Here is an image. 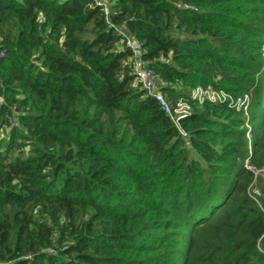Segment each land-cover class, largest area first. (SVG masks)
<instances>
[{"label":"trees","instance_id":"1","mask_svg":"<svg viewBox=\"0 0 264 264\" xmlns=\"http://www.w3.org/2000/svg\"><path fill=\"white\" fill-rule=\"evenodd\" d=\"M109 1L0 0V264H264V0Z\"/></svg>","mask_w":264,"mask_h":264},{"label":"built area","instance_id":"2","mask_svg":"<svg viewBox=\"0 0 264 264\" xmlns=\"http://www.w3.org/2000/svg\"><path fill=\"white\" fill-rule=\"evenodd\" d=\"M92 1L96 6H99L102 9L105 19L108 20L111 12L108 2L106 0ZM126 46L131 51V74L134 76L135 82L145 91L147 95L152 97L158 103L160 108L168 115L174 126L182 135L185 136L186 134L181 128L180 121L191 114L192 102H196L198 104L205 102L220 103L225 102L227 97L230 100L232 99L231 96L224 90L217 89L213 85H207L205 87L198 86L191 89L187 95V100L178 99L175 102H170L160 89V83L158 82L156 75L149 67H147L146 61L143 58V48L141 47V44L132 38H128L126 40ZM2 54L3 52L0 53V56H2ZM248 193L260 206L257 199L259 191L257 189H253ZM47 252H52V250L49 249Z\"/></svg>","mask_w":264,"mask_h":264},{"label":"rangeland","instance_id":"3","mask_svg":"<svg viewBox=\"0 0 264 264\" xmlns=\"http://www.w3.org/2000/svg\"><path fill=\"white\" fill-rule=\"evenodd\" d=\"M108 2L109 5V9L113 6V3L109 0H106ZM135 82V80H134ZM135 84L137 85V83L135 82ZM188 94V93H187ZM252 95H250L249 93H244L242 95V97H237V98H233L230 100L228 97L226 98V102H229V105H231V107H235L236 109H240V110H244L243 107H245L246 103L250 100ZM264 105V104H263ZM190 151L193 153V149H190ZM255 186L257 187V190H259L260 192V197L262 196V190H264V174L260 175V178L258 179V182H255Z\"/></svg>","mask_w":264,"mask_h":264}]
</instances>
